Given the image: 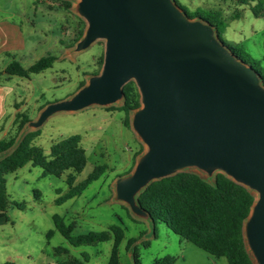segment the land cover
Instances as JSON below:
<instances>
[{
  "label": "water",
  "instance_id": "95a60500",
  "mask_svg": "<svg viewBox=\"0 0 264 264\" xmlns=\"http://www.w3.org/2000/svg\"><path fill=\"white\" fill-rule=\"evenodd\" d=\"M75 11L86 26L73 51L102 39L101 69L70 97L42 107L18 139L55 112L116 103L133 81L140 106L129 124L144 149L132 169L115 178L114 199L153 231L138 200L151 182L191 168L208 177L220 172L255 197L242 235L253 264H264V85L258 72L208 21L189 17L175 0H78Z\"/></svg>",
  "mask_w": 264,
  "mask_h": 264
},
{
  "label": "rangeland",
  "instance_id": "374dc122",
  "mask_svg": "<svg viewBox=\"0 0 264 264\" xmlns=\"http://www.w3.org/2000/svg\"><path fill=\"white\" fill-rule=\"evenodd\" d=\"M77 1L0 0V48H10L2 53L0 66L12 58L29 66L47 54L55 56L50 67L31 74L30 78L6 75L9 78L4 79L1 75V88L7 93L6 111L11 112L15 104L29 120H34L46 104L70 97L81 82L86 83L90 75L100 71L102 39L83 50L73 51L75 39L86 26L75 11ZM177 1L187 12L198 11L221 20L219 30L223 40L229 45H239L244 59L259 61L260 69L264 70V0L247 3L238 0ZM258 1L262 11L256 15L254 5ZM21 42L24 49L19 47ZM122 103L120 99L108 106L92 105L75 112H55L40 127L27 129H39L34 144L46 155L53 142L71 134L81 135L86 164L76 173L74 185L84 180L94 166L105 164L106 169L84 190L61 203L56 200L70 189L65 180L67 171L60 177L43 175L39 166L26 163L5 174L10 203L6 218L0 217V264H69L74 259L83 264H107L112 239L73 246L56 229L54 214L61 216L65 224H73V236L108 230L112 225L121 227L119 264H134L132 253L127 249V242L132 238L140 264H152L155 259L167 255L174 257L172 264H228L224 257L214 258L180 238L161 221L154 224L152 231L144 219L133 216L123 202L114 199L115 178L129 172L138 156L136 153L141 147L144 149L130 124L124 125L125 113L106 110V107H119ZM17 126L18 123L11 135L16 134ZM189 171L208 181L215 175L208 177L194 168ZM12 202L23 203L24 207L17 208ZM49 230L52 234L47 237ZM144 241L148 244L144 245ZM59 246L67 248V252H57L55 249Z\"/></svg>",
  "mask_w": 264,
  "mask_h": 264
},
{
  "label": "trees",
  "instance_id": "16d2710c",
  "mask_svg": "<svg viewBox=\"0 0 264 264\" xmlns=\"http://www.w3.org/2000/svg\"><path fill=\"white\" fill-rule=\"evenodd\" d=\"M180 6L177 0H175ZM254 0H238L247 3ZM69 6L68 3H65ZM185 10V9H184ZM262 11V4L258 1L254 5L256 15ZM189 17H201L208 21L216 31L228 49L238 58L248 62L260 75L261 83L264 85V70L260 69L259 61H246L242 48L237 45L227 44L221 37L219 25L222 21L213 19L211 15L204 16L198 11L190 13L185 10ZM237 14H235V17ZM81 30L77 41L83 34ZM55 56L47 54L40 57L29 66H23L18 60L12 59L3 70L8 76L16 75L30 78L31 74L38 73L51 66ZM102 62V56L99 58ZM84 82L80 83L82 86ZM123 103L119 107L109 106L106 110H118L125 113L124 125H129L130 112L140 106L139 93L133 81L123 86ZM19 120V121H18ZM29 119L20 112L16 113L15 125L18 123L16 134L0 140V217L6 218V208L10 203L5 188L4 176L22 167L26 163L39 166L42 174L62 176L66 171V183L70 186L67 194L59 197L56 202L61 203L80 193L93 180H96L106 169V165L94 166L92 172L81 182L74 185L75 175L80 172L86 164V154L81 146V135L71 134L53 142L48 155L34 144L39 135V129L25 132L17 139L23 126ZM141 150L136 153L140 154ZM38 196V193L36 192ZM254 195L244 186L232 181L224 174L218 172L211 181L203 178L192 171H182L174 175L164 177L151 182L139 195L138 200L146 209L155 224L161 221L177 234L180 238L192 242L199 249L207 252L214 258L224 257L228 264H253L247 252L242 235V224L248 216L254 202ZM17 208H23L24 204L12 202ZM56 229L73 245L92 244L95 242L112 239V247L107 264H119L118 245L123 238V230L117 225H112L108 230L89 231L76 236L71 235L72 223L65 224L63 218L57 214L53 215ZM52 230L47 232V237ZM135 239H129L127 249H130L134 264H140L138 254L134 249ZM148 241H144L147 245ZM59 253L67 252L65 247H56ZM84 260H87L85 257ZM174 257L164 256L157 258L152 264H172ZM6 264H13L7 262ZM62 264V263H59ZM69 264H83L82 261L74 259Z\"/></svg>",
  "mask_w": 264,
  "mask_h": 264
},
{
  "label": "crops",
  "instance_id": "0c3cea01",
  "mask_svg": "<svg viewBox=\"0 0 264 264\" xmlns=\"http://www.w3.org/2000/svg\"><path fill=\"white\" fill-rule=\"evenodd\" d=\"M5 25H8V23H5ZM20 49H24V43L21 42L19 45ZM10 48H0V57L2 53H4L6 50L8 51ZM14 59V58H12ZM4 62L5 64H2L3 66H0V71L5 68V66L10 62ZM8 76V75H7ZM2 78L7 79L9 77H6V74L2 75ZM7 93L5 90L1 88L0 84V140L7 138L8 136L11 135L12 130L14 129L15 126V117L16 113H20L21 110L19 107H17L15 104H13V110L11 112L6 111L5 108V99H6ZM6 120V122H4Z\"/></svg>",
  "mask_w": 264,
  "mask_h": 264
}]
</instances>
